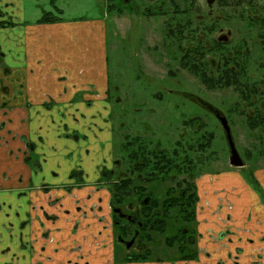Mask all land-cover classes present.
Wrapping results in <instances>:
<instances>
[{
  "label": "flooded vegetation",
  "instance_id": "obj_1",
  "mask_svg": "<svg viewBox=\"0 0 264 264\" xmlns=\"http://www.w3.org/2000/svg\"><path fill=\"white\" fill-rule=\"evenodd\" d=\"M119 1L112 0V3L118 4ZM121 1L134 10L141 6L136 0ZM184 1L185 8L181 9L175 0H172L174 7L170 12L166 10V0H142V4L147 18L171 19V22L166 24V38L173 39L170 43L175 46V54L179 58L176 59L178 73L171 74L170 79L182 84L184 77L188 76L200 82L203 89L195 90H201L203 96L208 95V98L186 88L183 89L182 96L204 114H196L190 110L182 111L181 117L174 122L178 124L176 129L182 128L188 133L170 139V146L162 142L154 144L150 141L151 138L147 137L145 130L143 135L133 133L131 126L127 127L125 122L116 125L112 121L113 106L108 84L105 99L108 104L107 113L97 110L93 117L90 116L86 130H71L67 123L58 124L55 119L51 120L50 127L60 130L59 137L68 142L70 147L67 145V150L70 154L66 164L58 162L56 170L51 171L53 180L60 179L59 177L66 173L64 181L52 184L46 181L38 187L32 186L31 183L29 191L36 194V201L44 200V204L38 205L35 202L33 207L35 210L39 209L40 214L37 217L41 237L37 244L35 242L31 247L33 249L36 244L40 255L46 253L50 247L54 254L65 257L64 264H226L227 258H230L229 253H225L226 247L220 245L215 263L214 253L200 245L203 241L208 245L212 236L211 230L200 233L202 222L205 224V230L210 228L209 217L206 214L201 216L203 211L200 208V182L212 176L219 178L226 172L218 168L213 170L215 165L218 166L216 163L221 161L213 149L214 132L208 130L209 123L214 120L224 131L229 146L230 166L231 145L224 122L231 131L234 146L244 163L243 167L234 168L246 169L251 159L250 152L245 151L244 159L238 150L233 132V116L241 117V123L256 133L255 136L259 139V144L263 145L261 150L264 152V7L260 8L262 15L257 14L256 19L251 20L248 25L257 26L259 30L256 37L260 52L257 58L252 59L254 44L250 47L249 40L245 38L232 40L231 31L223 33L222 23H226L230 15L226 14L228 11H223L224 17L221 18L216 12L244 4L250 9H257V0ZM216 6L219 8H215ZM2 12L0 9V29H6L9 20H4L6 15ZM244 16H240L243 21ZM35 24L43 23L37 21ZM6 60V53L0 46V111L7 109L8 103L18 98L15 94L23 96L26 91V76H23L21 82V75H15L7 66ZM253 65L262 70L258 71L260 76H249L252 74ZM10 86L13 87L14 96L7 100ZM230 89L234 90L236 95L238 93V100L230 104L222 102V105L227 106L224 111L221 103L215 100L220 99L214 95L228 92ZM83 100V93L80 92L76 95L74 103ZM84 103L93 105L92 102ZM27 105L29 108L30 104ZM40 107L49 112L54 110L56 103L48 98ZM65 115L62 114L63 117ZM85 116L80 115L81 123L85 121ZM75 119L78 121V117ZM51 124H56V127L53 128ZM164 124L172 126L173 122L167 119L162 122L163 126ZM8 125L7 121H2L1 131L6 129L9 135H13V141L18 140L23 144V147H17L15 150L13 147L10 152L17 157L22 155L23 163L27 167L40 171L43 161L45 162L42 152L48 138L42 134L45 132L44 128L41 132L37 130L36 140H31L26 136H14V130L9 129ZM116 135H119L122 141L119 144L118 158L112 160L108 157H113ZM92 151H95L97 159L94 166L93 163L88 164L92 161ZM256 173L263 174L264 169H254L251 172L254 182L257 186L260 184L257 189L263 192V186ZM193 192L197 194L194 221L189 217L191 212L193 213L192 207L184 198L185 194L189 196L188 194ZM115 193L118 200L114 198ZM120 193L126 194L121 201ZM6 194L15 196L14 189L8 188ZM13 202L6 204L0 196V216L4 218L0 217V244H5L3 252L13 257V261L10 258L4 264H15L14 249L20 242L15 234L17 228L13 219ZM222 206L223 204L219 203L218 209L221 210ZM43 217L48 224L43 221ZM168 220L186 226L182 229L184 235L180 236L179 242L184 243L185 248H170L167 245V232L160 230V226ZM25 227L24 225L21 231ZM62 234L66 235L67 245H63L59 239ZM191 236L196 237V243L189 247L192 243L189 239ZM108 255H111L110 258Z\"/></svg>",
  "mask_w": 264,
  "mask_h": 264
},
{
  "label": "crops",
  "instance_id": "obj_2",
  "mask_svg": "<svg viewBox=\"0 0 264 264\" xmlns=\"http://www.w3.org/2000/svg\"><path fill=\"white\" fill-rule=\"evenodd\" d=\"M24 2L0 0V9L6 15L4 20L13 18L15 22L14 27L0 29V46L6 53L7 66L15 75H21V82L23 76H26L24 97L19 96V93L15 94L18 98L14 99L13 105L9 104V108L13 110L7 108L0 111V124L7 121L9 129L14 130V136H26L31 140H36L37 130L41 132L44 128L45 132L42 134L48 138L42 152L45 162L43 161L40 171H34L23 163L22 155L17 157L10 152L13 147L15 150L23 147V144L18 140L13 141V135H9L6 129H0V160L4 161L0 169V196L6 204L14 201L12 208L17 228L15 234L21 242L14 249L15 264H64L65 257L54 254L50 247L43 255L38 251L36 244L41 237V231L37 215L40 213L39 209L35 210L33 207L35 202L38 205L44 204V200L36 201V194L29 190L31 183L38 187L46 181L51 184L59 183L66 178V173L60 179L51 178V171L56 170L57 163L66 164L70 154L67 150L68 142L59 137L60 130L50 127L51 120L55 119L58 124L67 123L71 130L84 131L90 116L93 117L97 110L107 113L108 104L105 99L109 79L104 43L106 33L101 20L90 22L73 19L70 23L42 25L32 23L25 18ZM18 10L21 12V19L16 17ZM65 35H69V38H64ZM65 40L69 44L67 48H62L65 47ZM80 92L83 93V102L74 103ZM48 98L56 103L54 110L49 112L40 107ZM84 101L92 102L93 105L88 106ZM63 113L66 114L64 117ZM81 114L86 115L83 123L80 121ZM51 125L56 127V124ZM94 152L91 155L92 161L88 163H93V166L97 163ZM256 176L264 188V173H256ZM8 188L14 189L15 196L6 194ZM200 198V208L203 211L201 216L206 214L210 222V228L206 230L205 224L201 223L200 233L207 230L212 232L208 245L204 241L200 245L214 253V262L216 263L219 255V246L224 245L227 250L225 253L230 256L226 264H264V204L241 174L231 171L219 178L212 176L200 182ZM219 203L223 204L221 210L218 209ZM5 219L8 220L9 217ZM43 221L48 224L44 217ZM24 225L26 227L21 231ZM65 237L62 234L59 238L63 245H67ZM35 242L36 247L32 249ZM5 247V244H0V264L11 258V254L3 252ZM110 256L108 255L109 258ZM11 260L13 261V257Z\"/></svg>",
  "mask_w": 264,
  "mask_h": 264
},
{
  "label": "rangeland",
  "instance_id": "obj_3",
  "mask_svg": "<svg viewBox=\"0 0 264 264\" xmlns=\"http://www.w3.org/2000/svg\"><path fill=\"white\" fill-rule=\"evenodd\" d=\"M24 1L25 8L23 12L25 13V18L32 21V23H37L47 13H50L52 17L59 18L62 23H70L73 19L90 22L91 20L103 21L106 33L104 43L108 57L109 94L111 106H113L112 121L116 125L125 122L127 127L131 126L133 133L138 132V134L142 135L145 130L147 137L151 138L150 141L154 144L162 142L166 146L171 145L170 142L172 141L170 139L178 138L182 134L188 133L187 130L182 128L176 129L178 124L174 121L181 117L182 111L190 110L196 114L197 112L201 114L202 111L197 109L190 101L185 100L186 98L182 96V91L186 88V90L194 92L197 91L195 88L203 89V87L200 82L188 76L184 77L183 85L170 79L172 77L171 74L178 73V60L176 59L179 56L175 54V46L170 43L173 39L166 38L168 35L166 24L171 22L169 17L161 19L147 18L144 14L145 7L142 4V0H136L141 5L138 6V10L128 7L121 0L118 4H113L109 0ZM166 1V10L170 12L174 4L171 3L172 0ZM175 2L181 9L185 8L184 0H175ZM256 5H258L257 9H250L244 4L240 7H229L216 12L221 18L224 17L223 11H228L226 14L230 15V19L225 21L226 23H222L223 33L231 31L230 38L232 40L245 38L249 40L248 44L250 47L254 44L252 59L253 57L257 58L260 52V45L259 42L257 43L258 39L256 37L259 30L257 26L249 27L248 25L251 20L256 19L257 14L259 16L262 15L260 8L264 7V0H257ZM215 8L219 7L216 6ZM57 9H61L62 15L58 13ZM241 15H245V21L240 19ZM16 17L19 19L22 17L19 10L16 12ZM9 21L15 24L13 18H9ZM64 38H69V35H65ZM68 44L69 42L67 43L65 40V47L63 46L62 48H67ZM252 69V74H249V76H257V74L260 76L258 71L262 70L257 69L255 65H253ZM196 93L208 98V95L203 96L201 90ZM156 94H160V96H156ZM7 95V100L14 96L12 86L8 89ZM237 95L234 90L230 89L228 92L216 93L214 96L220 99L215 100L222 105V102L227 104L236 103V100H238ZM9 103L13 105L14 101L12 100ZM226 108L227 106L222 105L224 111H226ZM10 110L12 111L13 108ZM233 118L235 120L233 132L239 147L238 150L244 159L246 157L244 155L245 151L250 152L251 159L244 170H238L229 165V146L224 131L219 128L213 118L214 121L211 124L209 123L208 130L214 132L213 149L216 154L218 153V158L221 159L220 162L216 163L218 166L215 165L213 170L215 171L218 168L224 172H239L252 190L257 192L259 199L264 204V188L262 189L263 192L258 191L257 187L260 184L258 186L254 184V180L251 177V172L254 169H264V152L261 150L263 145L259 144V139L255 136L256 133L241 123V117L236 115ZM167 119L173 122L172 126L162 125V122ZM115 140L113 157L111 155L108 157L112 160L113 158H118L117 153L120 152L119 144L122 141L119 135H116ZM1 156L2 152L0 151V158ZM2 162L4 161L0 160V169L4 165ZM245 162H247V159ZM226 172L225 174H227ZM58 174L61 173L58 172ZM3 178L7 179L5 176Z\"/></svg>",
  "mask_w": 264,
  "mask_h": 264
},
{
  "label": "trees",
  "instance_id": "obj_4",
  "mask_svg": "<svg viewBox=\"0 0 264 264\" xmlns=\"http://www.w3.org/2000/svg\"><path fill=\"white\" fill-rule=\"evenodd\" d=\"M109 1L112 2V0H109ZM57 11L61 15V9L60 10L57 9ZM60 21L61 20H59V18L52 17L50 13H47L38 22L43 23V24H51V23H58ZM11 27H14L13 23L10 21H7L6 28H11ZM254 184H256V183L254 182ZM125 195H126L125 193H120L119 194V200L121 201L122 199H124L123 197ZM185 195H184V198L191 205V207H192L191 210L193 211V213L191 212L189 217H191V220L194 221V209H195L194 206H195L196 201H197V194L195 192H193L192 194H188L189 196H187V194H185ZM114 198L116 200H118L117 194L115 195ZM186 217H187V215H186ZM185 228H186V226H180V225L176 224L175 222H173V220H170V221L168 220L166 223H164L162 226H160V230L167 232V235H168V237H166L167 245L170 246V248H178V249L185 248V246H186L184 243L183 244L179 243L180 242V236L184 235V232L182 231V229H185ZM195 233L196 232H194L193 234L195 235ZM189 239L192 240V243L189 244V247H190L191 245L196 243V237L191 236V237H189Z\"/></svg>",
  "mask_w": 264,
  "mask_h": 264
},
{
  "label": "water",
  "instance_id": "obj_5",
  "mask_svg": "<svg viewBox=\"0 0 264 264\" xmlns=\"http://www.w3.org/2000/svg\"><path fill=\"white\" fill-rule=\"evenodd\" d=\"M225 124V129L228 133V137H229V140H230V145H231V158H230V163H231V166L233 167H236V168H239V167H243L244 166V163L243 161L241 160L235 146H234V142L232 140V136H231V131L229 129V127H227V124L226 122H224Z\"/></svg>",
  "mask_w": 264,
  "mask_h": 264
}]
</instances>
